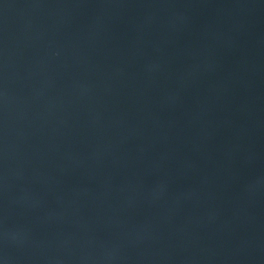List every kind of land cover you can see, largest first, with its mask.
Returning <instances> with one entry per match:
<instances>
[{"label":"water","instance_id":"obj_1","mask_svg":"<svg viewBox=\"0 0 264 264\" xmlns=\"http://www.w3.org/2000/svg\"><path fill=\"white\" fill-rule=\"evenodd\" d=\"M248 0H0V237Z\"/></svg>","mask_w":264,"mask_h":264}]
</instances>
